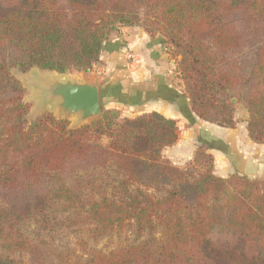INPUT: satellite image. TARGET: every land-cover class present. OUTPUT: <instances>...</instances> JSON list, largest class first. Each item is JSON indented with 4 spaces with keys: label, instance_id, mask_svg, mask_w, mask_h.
<instances>
[{
    "label": "trees",
    "instance_id": "obj_1",
    "mask_svg": "<svg viewBox=\"0 0 264 264\" xmlns=\"http://www.w3.org/2000/svg\"><path fill=\"white\" fill-rule=\"evenodd\" d=\"M116 26L166 40L194 117L234 129L241 103L249 140L264 145V0H0V264H264V178L218 177L203 149L200 172L170 165L162 151L178 139L174 120L153 112L119 123L102 110L78 129L49 113L28 122L12 71L88 73ZM245 47L253 59L241 70L229 57ZM145 87L147 101L180 102L166 86ZM108 167L110 193L92 184ZM55 205L87 236L76 242L83 263L21 231ZM127 232L126 245L89 247Z\"/></svg>",
    "mask_w": 264,
    "mask_h": 264
},
{
    "label": "rangeland",
    "instance_id": "obj_2",
    "mask_svg": "<svg viewBox=\"0 0 264 264\" xmlns=\"http://www.w3.org/2000/svg\"><path fill=\"white\" fill-rule=\"evenodd\" d=\"M140 35L153 42H159L157 43L158 49L164 53L161 62L165 74L154 75L157 74L154 73L151 76L154 80L153 83L158 88L166 86L177 97L180 96L179 101L183 104L182 106L180 102L167 103L164 101L163 104H159L154 103L153 99L147 101V87H145L147 81H141V77H139L144 73L141 72V68L142 66L144 68L146 63L144 61L143 63H136L135 60L140 62V59H134L133 56H130L131 50L126 48L129 41L138 39ZM115 42L120 46L116 47V52L115 50L110 51L111 44ZM105 43L104 53L106 55L101 57L88 73L65 75L69 80L96 84L99 92L102 93L103 91L104 96L109 90L110 95H106L105 99L101 98L102 110L117 111L119 123L132 120L143 114L149 115L153 112L174 120L178 139L174 145L162 151V156L170 165L182 171L196 173L205 169L206 160H198L196 156L200 153L199 149H203L206 154L212 156L214 161L213 172L218 177L226 178L235 172H243L242 175H246L248 178H264V145L255 144L249 140L246 131L248 115L241 103L235 105L234 120L236 127L234 129H220L215 125L201 121L194 117L184 105L186 104L184 103V89L178 75L177 63L171 57L169 47L162 36L159 34L151 36L145 32L143 27L116 26L115 31L109 34ZM252 53L251 47H245L234 51L229 58L242 70V66H248L253 59ZM143 59L152 60L153 58H149L147 54ZM115 66H118V71L113 69ZM12 74L20 81L26 91L24 102L29 106V123L44 113L51 114L57 120L67 121L69 129L89 126L91 123L100 120L101 116L94 122L90 120L83 121L79 115L62 112L58 107L59 101L51 99L46 93L47 87L59 80V74L43 72L36 68H32L25 73L13 70ZM132 77L136 78L135 81ZM155 102L158 101L155 100ZM48 105L51 106L50 109L47 108ZM103 140L104 143L107 142L106 139ZM96 171L92 184L103 186L114 184L117 178L114 167ZM68 176H70V173L64 179L71 182L69 180L71 178ZM106 190L107 193L111 192L109 186ZM3 195L0 190V201L4 200ZM57 208L55 205L48 210L45 217L39 216L36 219L26 221L21 226V231L31 239H44L50 245L61 250H68L74 253V256L80 257L81 254L77 249L76 242L79 238L87 240V236L82 232L72 233L75 228L68 227V222L63 218L64 215L59 213ZM43 222L49 230L42 228ZM133 240L134 236L127 232L122 236L97 241L88 240V242L90 248L108 252L121 245L131 243ZM80 261L83 263L84 257H80Z\"/></svg>",
    "mask_w": 264,
    "mask_h": 264
},
{
    "label": "water",
    "instance_id": "obj_3",
    "mask_svg": "<svg viewBox=\"0 0 264 264\" xmlns=\"http://www.w3.org/2000/svg\"><path fill=\"white\" fill-rule=\"evenodd\" d=\"M46 93L51 99L59 101L58 107L62 112L79 115L83 121L94 122L101 116V98L96 84L69 80L65 75H60L58 81L47 87Z\"/></svg>",
    "mask_w": 264,
    "mask_h": 264
},
{
    "label": "crops",
    "instance_id": "obj_4",
    "mask_svg": "<svg viewBox=\"0 0 264 264\" xmlns=\"http://www.w3.org/2000/svg\"><path fill=\"white\" fill-rule=\"evenodd\" d=\"M157 43H159V42H153L152 40H148L145 37H142L140 35V37L138 39H135L134 41L131 40L126 44V46H127L126 48L127 49L129 48L131 50L130 56H133L134 59H140L139 63H143V61L146 63L144 65V68H143V66L141 68V72L142 73L144 72V73L141 74L139 77H141V81L145 80V81H147V83H149V85L153 84L154 80L151 78V76L154 73H157L154 75H158V74L164 75L165 74L164 68L162 67L163 63L161 62L163 60L164 53L160 49H158L159 47H158ZM118 45L119 44H117V42H115L114 44H111L112 47L109 50L110 51L115 50V52H116L117 51L116 47ZM147 54L149 55V58H153V59L152 60L151 59H148V60L143 59L145 57V55H147ZM105 55H106V53H104V51H102L100 58L105 56ZM158 58H159V60H158ZM131 68H133V67H131ZM113 69L118 70L119 68H118V66H115V68H113ZM135 77H132L134 81L136 79ZM76 81H78V80H76ZM153 102L159 103V104L164 103V101H160V100L158 102H155V100H154ZM167 103H170V102H167ZM172 103H175V102H172ZM169 119H171V118H169ZM220 129H223V128H220ZM225 130H227V129H225ZM239 173L244 174L243 172H239Z\"/></svg>",
    "mask_w": 264,
    "mask_h": 264
},
{
    "label": "built area",
    "instance_id": "obj_5",
    "mask_svg": "<svg viewBox=\"0 0 264 264\" xmlns=\"http://www.w3.org/2000/svg\"><path fill=\"white\" fill-rule=\"evenodd\" d=\"M135 62H136V63H139V61H138V60H135Z\"/></svg>",
    "mask_w": 264,
    "mask_h": 264
}]
</instances>
